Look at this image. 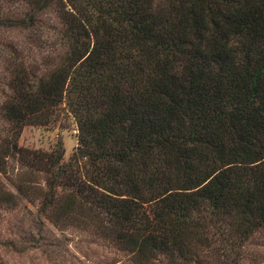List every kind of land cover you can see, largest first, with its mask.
<instances>
[{"label": "trees", "instance_id": "obj_1", "mask_svg": "<svg viewBox=\"0 0 264 264\" xmlns=\"http://www.w3.org/2000/svg\"><path fill=\"white\" fill-rule=\"evenodd\" d=\"M25 4L0 6V26L34 27L53 8L66 47L10 79L0 174L9 158L42 164L45 183L23 169L17 190L58 228L93 229L134 264H241L264 235V0ZM62 114L77 125L67 161L60 141L49 153L18 145L24 125ZM17 200L0 180V204Z\"/></svg>", "mask_w": 264, "mask_h": 264}, {"label": "rangeland", "instance_id": "obj_2", "mask_svg": "<svg viewBox=\"0 0 264 264\" xmlns=\"http://www.w3.org/2000/svg\"><path fill=\"white\" fill-rule=\"evenodd\" d=\"M4 11H18L25 0H0ZM62 22L53 8L38 14L34 27L0 26V143L9 139L11 122L3 115V102L10 94L9 81L18 65L41 73L61 57L66 44L58 38ZM14 63H13V62ZM21 65V66H22ZM60 141L67 161L77 143V125L71 115L62 114L45 124H26L17 138L18 145L45 153L52 151ZM24 162V161H23ZM8 174H0L4 188L13 191L18 200L14 205L0 204V264H134L129 253L96 234L93 229L69 225L58 228L39 206L21 194L16 183V172L25 170L20 178L43 185L46 173L42 164L27 167L18 158H9ZM248 254L241 264H258L260 258L249 255L264 252V235L256 234L246 245ZM254 256V255H253ZM261 263V262H260ZM156 264H167L157 261ZM214 264H226L214 261Z\"/></svg>", "mask_w": 264, "mask_h": 264}]
</instances>
